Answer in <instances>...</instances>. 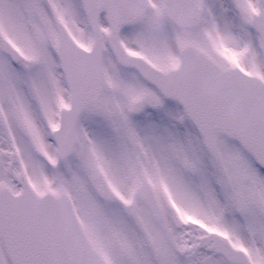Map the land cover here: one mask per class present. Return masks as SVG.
<instances>
[{
  "label": "snow or ice",
  "instance_id": "obj_1",
  "mask_svg": "<svg viewBox=\"0 0 264 264\" xmlns=\"http://www.w3.org/2000/svg\"><path fill=\"white\" fill-rule=\"evenodd\" d=\"M0 264H264V0H0Z\"/></svg>",
  "mask_w": 264,
  "mask_h": 264
}]
</instances>
